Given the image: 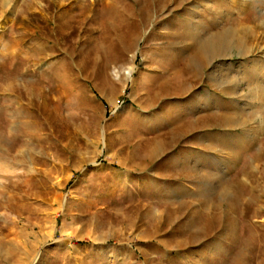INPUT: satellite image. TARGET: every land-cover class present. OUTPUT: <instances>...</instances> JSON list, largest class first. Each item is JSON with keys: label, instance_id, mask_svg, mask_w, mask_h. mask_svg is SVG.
Instances as JSON below:
<instances>
[{"label": "rangeland", "instance_id": "1", "mask_svg": "<svg viewBox=\"0 0 264 264\" xmlns=\"http://www.w3.org/2000/svg\"><path fill=\"white\" fill-rule=\"evenodd\" d=\"M0 264H264V0H0Z\"/></svg>", "mask_w": 264, "mask_h": 264}, {"label": "bare ground", "instance_id": "2", "mask_svg": "<svg viewBox=\"0 0 264 264\" xmlns=\"http://www.w3.org/2000/svg\"><path fill=\"white\" fill-rule=\"evenodd\" d=\"M216 40H218V39H216ZM210 44V43H209ZM223 44V43H222ZM205 45V44H204ZM206 45H207V43H206ZM208 46V45H207Z\"/></svg>", "mask_w": 264, "mask_h": 264}, {"label": "crops", "instance_id": "3", "mask_svg": "<svg viewBox=\"0 0 264 264\" xmlns=\"http://www.w3.org/2000/svg\"><path fill=\"white\" fill-rule=\"evenodd\" d=\"M202 47V46H201Z\"/></svg>", "mask_w": 264, "mask_h": 264}]
</instances>
